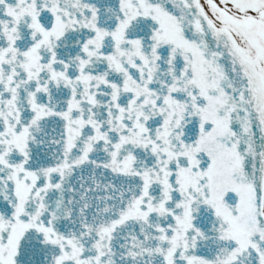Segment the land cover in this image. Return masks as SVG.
Instances as JSON below:
<instances>
[{
	"label": "snow or ice",
	"instance_id": "obj_1",
	"mask_svg": "<svg viewBox=\"0 0 264 264\" xmlns=\"http://www.w3.org/2000/svg\"><path fill=\"white\" fill-rule=\"evenodd\" d=\"M0 264H264V0H0Z\"/></svg>",
	"mask_w": 264,
	"mask_h": 264
}]
</instances>
